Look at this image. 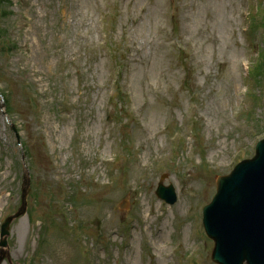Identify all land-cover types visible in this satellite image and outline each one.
Instances as JSON below:
<instances>
[{"label":"rangeland","instance_id":"1","mask_svg":"<svg viewBox=\"0 0 264 264\" xmlns=\"http://www.w3.org/2000/svg\"><path fill=\"white\" fill-rule=\"evenodd\" d=\"M255 21L264 0H0V224L30 170L0 264H216L201 207L264 134Z\"/></svg>","mask_w":264,"mask_h":264},{"label":"water","instance_id":"2","mask_svg":"<svg viewBox=\"0 0 264 264\" xmlns=\"http://www.w3.org/2000/svg\"><path fill=\"white\" fill-rule=\"evenodd\" d=\"M29 185L25 179L22 205L1 226L0 245H6L9 225L25 210ZM159 195L171 198L160 189ZM207 235L215 242L212 259L218 264H264V139L251 159L243 160L228 176L217 179L213 201L204 208ZM7 256L0 250V261Z\"/></svg>","mask_w":264,"mask_h":264}]
</instances>
